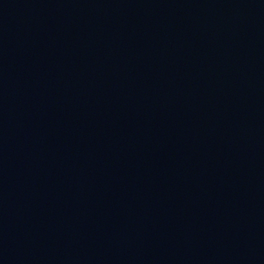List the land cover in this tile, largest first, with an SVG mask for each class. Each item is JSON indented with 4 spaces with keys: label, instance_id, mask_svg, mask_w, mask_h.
<instances>
[{
    "label": "water",
    "instance_id": "obj_1",
    "mask_svg": "<svg viewBox=\"0 0 264 264\" xmlns=\"http://www.w3.org/2000/svg\"><path fill=\"white\" fill-rule=\"evenodd\" d=\"M0 264H264V0H0Z\"/></svg>",
    "mask_w": 264,
    "mask_h": 264
}]
</instances>
